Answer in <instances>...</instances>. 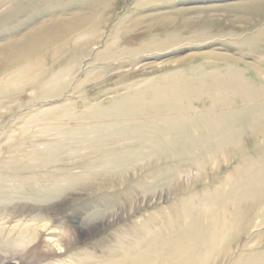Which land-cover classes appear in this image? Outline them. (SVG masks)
Wrapping results in <instances>:
<instances>
[{"label":"rangeland","instance_id":"obj_1","mask_svg":"<svg viewBox=\"0 0 264 264\" xmlns=\"http://www.w3.org/2000/svg\"><path fill=\"white\" fill-rule=\"evenodd\" d=\"M11 165L66 191L64 262L264 264V0H0Z\"/></svg>","mask_w":264,"mask_h":264},{"label":"bare ground","instance_id":"obj_2","mask_svg":"<svg viewBox=\"0 0 264 264\" xmlns=\"http://www.w3.org/2000/svg\"><path fill=\"white\" fill-rule=\"evenodd\" d=\"M80 22L81 21H78L77 23L71 22V24H69V29L71 28L69 34L77 32L79 26L81 25ZM53 30L55 29L53 28ZM50 32L53 33L54 31ZM65 35L58 36L62 37ZM58 36L55 35V37ZM45 37L41 35L39 37V34L37 36L33 34L27 39V41L21 43L22 46H20V48L24 47L21 53L22 61L23 64H26L28 69L31 67V64L34 65V60L37 62L35 53H37L38 49L35 50L34 47L38 45L45 46L40 44ZM91 41L93 43V40ZM65 42L67 43L66 40ZM68 42H71V40ZM66 43L63 44L65 45ZM59 48L62 49V47ZM27 162L28 161H26V163ZM12 165L10 167H13ZM13 168L14 169H9L8 171L0 170V264H55L54 262L57 264H97L95 258L93 257H89L85 262H81L78 259V255L74 256V258H70L69 261L64 262L60 258L64 252L60 248L65 237L61 232H55L54 229L49 226L46 222L47 220H44L45 216L41 214V212H33L34 209H42V207L48 204V202L61 197V195L64 194L63 192L66 191H62L60 188L50 187L49 185L47 186L44 184L42 177L36 178L35 175H32L29 172H22L21 168V172L17 171L15 169L16 167ZM195 230H198V227H196ZM196 240L198 241L197 247L200 244H203L201 237L198 236ZM130 251L131 250H128V252ZM116 255L115 257H120L117 253ZM127 255H130V253ZM140 255L141 256L133 258L135 261L133 260L134 262L132 264H148L149 262L151 264V261L154 263L155 261L153 260V256H156L157 254H151V256ZM120 258L123 259V256ZM191 261L192 260L190 258H185V262H183V264H190ZM107 262V264H122L120 260L116 261L114 259Z\"/></svg>","mask_w":264,"mask_h":264}]
</instances>
